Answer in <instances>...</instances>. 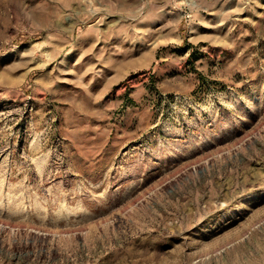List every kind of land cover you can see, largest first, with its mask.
<instances>
[{"label": "rangeland", "instance_id": "rangeland-1", "mask_svg": "<svg viewBox=\"0 0 264 264\" xmlns=\"http://www.w3.org/2000/svg\"><path fill=\"white\" fill-rule=\"evenodd\" d=\"M0 264H264V0H0Z\"/></svg>", "mask_w": 264, "mask_h": 264}]
</instances>
